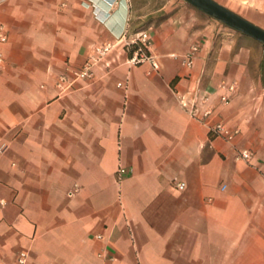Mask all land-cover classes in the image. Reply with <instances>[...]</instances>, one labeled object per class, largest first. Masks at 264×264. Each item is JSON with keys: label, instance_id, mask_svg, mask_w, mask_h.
Listing matches in <instances>:
<instances>
[{"label": "crops", "instance_id": "crops-1", "mask_svg": "<svg viewBox=\"0 0 264 264\" xmlns=\"http://www.w3.org/2000/svg\"><path fill=\"white\" fill-rule=\"evenodd\" d=\"M214 1L264 29V0ZM22 251L264 264V45L184 0H0V264Z\"/></svg>", "mask_w": 264, "mask_h": 264}, {"label": "built area", "instance_id": "built-area-1", "mask_svg": "<svg viewBox=\"0 0 264 264\" xmlns=\"http://www.w3.org/2000/svg\"><path fill=\"white\" fill-rule=\"evenodd\" d=\"M127 34L125 33L122 35L121 38H126ZM2 41H7V37L5 35L1 36ZM151 46L150 43V36L148 33L144 32L142 33L137 39L130 41L128 43V47H134V55L131 58L130 62L133 65H141L145 63H150L154 70H159V65L155 59L150 53L149 48ZM112 50L111 44H104L97 48L96 50V56L92 57V59L89 61V63L80 71L77 73L78 78L81 79H89L93 75L92 68L95 65L96 61H99L103 58H105ZM198 48H195L193 50V53L189 54L185 59V65L188 67H192L194 64V57L197 52ZM233 90V88H232ZM225 101H228V97H224ZM216 131L220 135H225L229 140L234 138V134L228 130L224 125L220 124L217 126ZM244 158H250V155L248 153L243 154ZM119 178L120 180H123L124 177L128 175L127 169L124 167H120L119 171ZM178 188L180 190L186 189V184L181 182L178 184ZM29 259V253L27 251H22L16 260L14 264H27Z\"/></svg>", "mask_w": 264, "mask_h": 264}, {"label": "water", "instance_id": "water-1", "mask_svg": "<svg viewBox=\"0 0 264 264\" xmlns=\"http://www.w3.org/2000/svg\"><path fill=\"white\" fill-rule=\"evenodd\" d=\"M196 9L222 22L229 28L249 36L264 45V29L251 23L214 0H184Z\"/></svg>", "mask_w": 264, "mask_h": 264}]
</instances>
